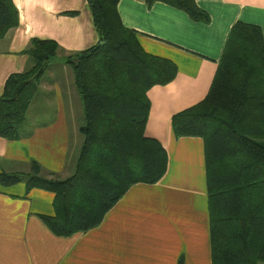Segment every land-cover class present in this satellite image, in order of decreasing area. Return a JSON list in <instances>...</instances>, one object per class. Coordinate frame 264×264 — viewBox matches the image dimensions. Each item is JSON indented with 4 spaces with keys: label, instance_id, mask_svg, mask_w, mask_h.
<instances>
[{
    "label": "crops",
    "instance_id": "0c3cea01",
    "mask_svg": "<svg viewBox=\"0 0 264 264\" xmlns=\"http://www.w3.org/2000/svg\"><path fill=\"white\" fill-rule=\"evenodd\" d=\"M14 2L20 23L0 39V95L10 74L34 66L26 52L33 38L53 39L59 50L29 107L25 134L0 137V171L27 174L36 161L41 176L66 178L83 141V107L65 58L100 36L88 0ZM195 2L209 22L161 1L118 3L121 22L138 33L145 50L177 65L171 82L148 92L145 134L166 148V174L133 185L98 227L71 236L56 235L40 217L54 211L52 192H28L25 181L0 184V264H212L204 141L175 137L172 117L206 97L237 21L258 25L264 36V0Z\"/></svg>",
    "mask_w": 264,
    "mask_h": 264
},
{
    "label": "trees",
    "instance_id": "16d2710c",
    "mask_svg": "<svg viewBox=\"0 0 264 264\" xmlns=\"http://www.w3.org/2000/svg\"><path fill=\"white\" fill-rule=\"evenodd\" d=\"M157 1L210 20L195 0L148 3ZM118 3L88 0L100 40L65 58L83 107L72 174L43 177L36 161L27 174L0 171L3 186L25 181L28 192L54 194L53 213L40 217L58 236L98 227L133 185L156 183L168 169L166 148L145 134L148 92L171 82L177 65L145 50L138 33L121 22ZM19 23L14 0H0V39ZM58 50L53 39H32L26 52L34 66L10 74L0 95V137L25 134L27 112ZM171 126L177 138L204 141L212 264H264V36L258 25H233L208 94L173 115Z\"/></svg>",
    "mask_w": 264,
    "mask_h": 264
},
{
    "label": "rangeland",
    "instance_id": "374dc122",
    "mask_svg": "<svg viewBox=\"0 0 264 264\" xmlns=\"http://www.w3.org/2000/svg\"><path fill=\"white\" fill-rule=\"evenodd\" d=\"M38 91H39V90H38ZM38 91H37V93H38ZM37 93H36V94H37ZM35 96H36V95H35ZM81 144H82V143H81ZM80 146H81V145H80ZM74 158H75V157H74Z\"/></svg>",
    "mask_w": 264,
    "mask_h": 264
}]
</instances>
